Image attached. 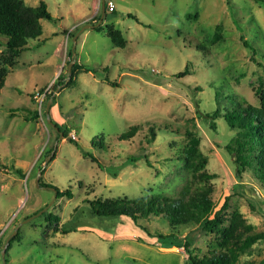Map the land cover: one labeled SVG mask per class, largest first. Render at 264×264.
<instances>
[{
    "label": "rangeland",
    "instance_id": "rangeland-1",
    "mask_svg": "<svg viewBox=\"0 0 264 264\" xmlns=\"http://www.w3.org/2000/svg\"><path fill=\"white\" fill-rule=\"evenodd\" d=\"M23 1L31 7L44 2L51 20H41L40 39L28 42L0 92V264H191L183 246L165 248L145 232L169 233L163 218H100L84 202L176 196L190 178L180 159L187 132L199 138V150L207 157L205 170L214 174L207 184L215 209L229 197L224 225L237 208L256 231H264L262 183L251 170L236 177L234 158L225 147L234 131L220 115L210 116L227 106L231 95L259 104L256 89L264 91V4L104 0L113 2L114 12L106 11L98 24L102 0ZM85 24L95 27L82 30ZM108 28L121 33L122 48L114 47ZM4 42L0 36V54ZM203 44L204 52L198 49ZM74 45L73 64L81 61L97 73L75 72L67 84L72 64L70 76L56 86L61 71L52 82L55 70L65 56L70 58ZM187 63L190 74L176 78ZM62 71L66 73V64ZM40 88L48 92L39 111L32 96ZM50 98V120L69 128L78 146L48 123ZM35 110L37 119L24 120ZM131 126L140 128L120 140L119 134ZM97 137L102 148L92 145ZM81 150L92 153L95 161ZM39 169L42 182L71 189L73 197L55 198L45 211L59 217L58 228L70 231L55 232L39 215L20 226L3 257L14 228L54 197L53 190L36 184ZM193 239L190 249L197 256L216 243L214 233H196ZM262 260L264 242L243 253L240 264Z\"/></svg>",
    "mask_w": 264,
    "mask_h": 264
},
{
    "label": "trees",
    "instance_id": "trees-1",
    "mask_svg": "<svg viewBox=\"0 0 264 264\" xmlns=\"http://www.w3.org/2000/svg\"><path fill=\"white\" fill-rule=\"evenodd\" d=\"M253 1L264 4V0ZM106 11L105 9V17L107 15ZM129 16L137 20L134 16L130 14ZM43 19L51 20L44 2L31 7L26 5L23 0H0V36L5 38V49L0 54V91L10 69L16 64L17 58L29 48L28 42L38 40L41 37L43 32L41 20ZM95 30H99V27H96ZM107 36L114 47H123L125 42L120 32L108 28ZM243 45L254 54L253 48L245 41H243ZM205 47L203 44L198 49L204 52ZM69 55L71 60L72 51L69 52ZM70 60L66 61V64ZM190 65L187 63L183 70L174 76L180 78L190 74ZM62 72L55 80L56 86L61 85L60 82L68 76L67 73L62 75ZM75 72L97 73L94 68L75 62L72 65L71 80L67 84L72 81ZM104 80L113 87L116 85L114 81L107 78ZM43 90L44 88H40V91ZM256 95L259 99L258 105H252L243 100L240 101L235 95H231L228 105L223 107L222 110H214L210 116L216 118L220 115L227 127L234 131L233 137L225 147L229 155L234 158L236 177L241 179L244 172L251 170L254 172L255 178L261 181L264 188V91L256 89ZM53 104H55L54 98ZM37 118L38 112L35 110L24 117V120H35ZM54 125L58 133L63 134V138H68L70 142L78 146L76 141L69 137V128L57 123H54ZM139 128V126H131L120 133L118 137L120 140L130 139L137 133ZM151 134H153V129ZM186 137L187 142L180 159L184 161L185 166L188 168L190 178L176 196L149 194L135 199L122 198L110 201L85 199L84 202L87 204L89 213L100 218L115 219L124 216L133 222L147 219L150 216L163 218L170 228L169 233H151L147 228H144L145 232L149 236L156 237L165 248L183 246L191 264H240V257L243 253L254 245L264 242V231H256L251 224L245 221L237 208L233 209L228 225H224L225 218L222 212L228 207L229 197H225L218 210L215 209L211 197V188L207 184L214 177V174H210L205 170L207 157L199 150L200 140L196 134L187 132ZM103 144L100 137H97V141L92 145L102 148ZM81 153L83 157H89L92 161L96 159L92 153L86 150H81ZM16 173L20 174L21 172L16 170ZM21 177L23 176L21 175ZM38 183L40 186L54 188L56 199L73 197L70 188L59 190L53 184L42 182L41 177ZM46 205L47 203L35 213ZM39 217L53 226L55 232L59 231L66 234L70 231L69 229L58 228L59 217L49 211L42 213ZM185 229H189L188 233L181 239V232ZM196 233H214L216 235L215 245L201 256L194 255L190 249ZM18 236L19 229L16 235L10 239L6 253ZM258 264H264V260Z\"/></svg>",
    "mask_w": 264,
    "mask_h": 264
},
{
    "label": "water",
    "instance_id": "water-1",
    "mask_svg": "<svg viewBox=\"0 0 264 264\" xmlns=\"http://www.w3.org/2000/svg\"><path fill=\"white\" fill-rule=\"evenodd\" d=\"M101 11H102V15H101V18H100V21L98 22V24H101V21H102V19H103L104 13H105V1H104V0H102V3H101ZM93 27H95V26H91V25L85 24V25L82 27V30L85 29V28H93ZM73 40H74V44H75L76 39L73 38ZM74 47H75V45L72 47V53H73V54H75V52H74ZM72 64H73V60H72V61L68 64V66H67V74H69V76H70V70H71V65H72ZM51 101H52L51 98L47 101V104H46V110H45V115H46V117H47V121H48V123L51 124L52 126H55L54 123L50 120V115H49V108H50ZM60 134H61L60 136H62V133H60ZM40 173H41V170L39 169L38 172H37L36 178H35V179H36V184H37L38 181H39V175H40ZM48 188L51 189V190H53V192H54V197L50 200V202H49L44 208H42V209H41L40 211H38L37 213H35V214L29 216L28 218L24 219L22 222H20V223L14 228L13 232H12V233L6 238V240H5L4 247H3L2 251H1V254H2L3 257H4V253H5V251H6V248H7L8 245H9L10 239H11L14 235H16V233H17L18 229L20 228V226H21L23 223H27V222L30 221L31 219H33V218H35V217L41 215L42 213H44V212L47 210V208L52 204L53 200L56 198V191H55V189L52 188V187H48Z\"/></svg>",
    "mask_w": 264,
    "mask_h": 264
},
{
    "label": "built area",
    "instance_id": "built-area-1",
    "mask_svg": "<svg viewBox=\"0 0 264 264\" xmlns=\"http://www.w3.org/2000/svg\"><path fill=\"white\" fill-rule=\"evenodd\" d=\"M114 4L112 1H108L106 2L105 4V8L107 9L108 12H112L114 10ZM48 92V88H46L45 90L43 91H35L34 94H33V99L35 100L36 104H37V108L41 109V107L43 106V103H44V100H45V96Z\"/></svg>",
    "mask_w": 264,
    "mask_h": 264
},
{
    "label": "crops",
    "instance_id": "crops-1",
    "mask_svg": "<svg viewBox=\"0 0 264 264\" xmlns=\"http://www.w3.org/2000/svg\"><path fill=\"white\" fill-rule=\"evenodd\" d=\"M89 18H90V17L88 16V17H86V18L83 19V20H89ZM83 20H82V21H83ZM54 34H55V32H54ZM63 37L65 38L64 35H63ZM39 39H40V38H39ZM44 40H45V38L42 39V41H44ZM39 41H40V40H39ZM77 57L79 58V55H78ZM68 60H69V57L66 58V56H65V58H63V61H61V64H60L59 67L55 70V73H54L55 75H54L53 79L51 80L52 82H53L54 78L59 74V72L62 71L63 67H64L65 64H66V61H68ZM70 61H72V60H70ZM70 61H69V62H70ZM73 61H74V60H73ZM69 62H68V63H69ZM62 63H63V64H62ZM68 63H67V64H68ZM77 63H82V62H81V61H78ZM67 64H66V73H67ZM51 81H50V82H51ZM4 84H5V83H4ZM36 90H37V89H36ZM36 90H34V92H35ZM37 91H38V90H37ZM0 92H1V91H0ZM34 92H33V93H34Z\"/></svg>",
    "mask_w": 264,
    "mask_h": 264
}]
</instances>
